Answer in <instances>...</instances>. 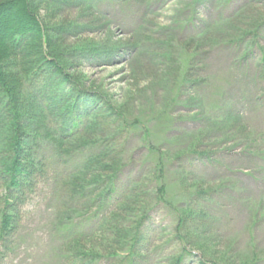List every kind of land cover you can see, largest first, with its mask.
I'll return each instance as SVG.
<instances>
[{"label": "rangeland", "instance_id": "obj_1", "mask_svg": "<svg viewBox=\"0 0 264 264\" xmlns=\"http://www.w3.org/2000/svg\"><path fill=\"white\" fill-rule=\"evenodd\" d=\"M94 7L109 28L86 37L130 43L110 61L80 62L77 72L86 88L141 123L113 140L123 152L121 189L142 181L149 193L145 240L132 264H173L183 249L182 264H202L204 256L207 264H246L253 256L264 264V25L257 39L240 44L242 34L227 24L243 7L264 20V0H95ZM230 116L237 123L224 121ZM151 147L164 158L167 202L156 194ZM37 153L45 167L19 200L0 264H73L58 252L54 227L65 199L54 193L80 157H57L47 143ZM188 208L191 229L212 240L208 245L181 242L178 212Z\"/></svg>", "mask_w": 264, "mask_h": 264}, {"label": "trees", "instance_id": "obj_2", "mask_svg": "<svg viewBox=\"0 0 264 264\" xmlns=\"http://www.w3.org/2000/svg\"><path fill=\"white\" fill-rule=\"evenodd\" d=\"M94 5L95 0H0V242L14 232L19 200L45 167L37 152L47 143L57 157H80L54 193L65 199L54 227L61 242L58 252L73 264H99L102 259H122L120 253L126 250L121 264H132L145 240L149 193L142 181L121 189L123 152L113 140L119 129L139 128L141 123L128 121L101 92L86 88L84 76L77 72L80 62L110 61L130 43L86 37L109 28ZM249 8L227 20L230 29L242 34L236 43L254 41L264 25L261 17L253 16L257 10ZM235 120L230 116L224 121ZM113 125L112 134H100V127ZM150 153L156 194L167 202L162 152L151 147ZM193 215L190 208L178 212L180 240L184 246L208 245L212 240L191 229ZM187 254L183 249L173 264H182ZM257 259L253 256L246 264ZM207 262L204 256L202 264Z\"/></svg>", "mask_w": 264, "mask_h": 264}]
</instances>
